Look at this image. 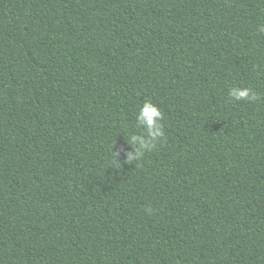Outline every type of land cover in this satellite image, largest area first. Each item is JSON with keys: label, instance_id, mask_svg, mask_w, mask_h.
I'll list each match as a JSON object with an SVG mask.
<instances>
[{"label": "trees", "instance_id": "1", "mask_svg": "<svg viewBox=\"0 0 264 264\" xmlns=\"http://www.w3.org/2000/svg\"><path fill=\"white\" fill-rule=\"evenodd\" d=\"M259 24L264 0H0V264H264ZM147 99L164 136L125 164Z\"/></svg>", "mask_w": 264, "mask_h": 264}, {"label": "clouds", "instance_id": "2", "mask_svg": "<svg viewBox=\"0 0 264 264\" xmlns=\"http://www.w3.org/2000/svg\"><path fill=\"white\" fill-rule=\"evenodd\" d=\"M257 32L264 33V24L257 25ZM228 96L235 101L254 102L258 95L250 87L233 86L228 91ZM163 113L150 99L143 102L135 118L136 128L141 130L129 134L127 144L132 146L131 151H125L123 163L131 164L143 158L146 152L156 148L157 142L164 136ZM114 144L112 145V149ZM115 160L119 162V151L112 152Z\"/></svg>", "mask_w": 264, "mask_h": 264}]
</instances>
